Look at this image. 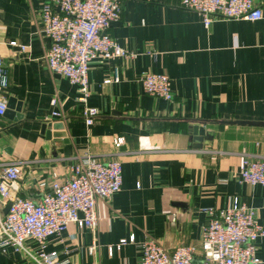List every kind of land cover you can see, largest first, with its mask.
<instances>
[{"label": "crops", "instance_id": "1", "mask_svg": "<svg viewBox=\"0 0 264 264\" xmlns=\"http://www.w3.org/2000/svg\"><path fill=\"white\" fill-rule=\"evenodd\" d=\"M120 1L121 18L108 32L134 57L93 60L90 92L82 102L78 86L47 65L52 41L43 33L41 13L48 0H0V58L10 78L2 95L20 108L0 117V157L23 163L15 196L32 200L68 180L87 156L121 161L122 190L98 201L96 230L71 224L47 239L45 252L61 261L140 264L148 240L169 252L195 246L201 260L206 210L225 208L237 197L264 228V187L240 178L245 158L264 160V19H221L207 27L182 0ZM115 70L120 81L104 84ZM146 73L171 78L172 101L145 92ZM86 107L99 112L91 126ZM56 124L63 130L55 131ZM194 126L205 135L195 137ZM7 206L0 204V217ZM132 236L134 243L118 248ZM26 246L32 254L40 250L33 240ZM257 256L264 264V237ZM0 264L36 263L10 247L0 251Z\"/></svg>", "mask_w": 264, "mask_h": 264}, {"label": "built area", "instance_id": "2", "mask_svg": "<svg viewBox=\"0 0 264 264\" xmlns=\"http://www.w3.org/2000/svg\"><path fill=\"white\" fill-rule=\"evenodd\" d=\"M184 9L198 12L209 27L216 20H245L256 22L264 19V2L255 0H182ZM120 0H48L41 19L43 33L52 41L46 54L50 71L78 86L85 102L90 92V63L97 59H132L134 54L122 48L109 34L113 22L120 20ZM11 46L26 51V47L12 42ZM9 72L0 58V117L6 115L8 100L2 95L9 86ZM119 73L104 84L118 83ZM145 92L154 98L173 100L172 80L166 74L146 73L142 77ZM59 101L53 99V107ZM55 117L65 115L54 112ZM99 115L96 108L84 109L86 124L91 126ZM122 140L115 142L121 145ZM22 164L6 162L0 157V204H10L6 216L0 217V251L13 248L32 258L36 264H72L61 261L55 252H45L47 239L61 235L71 224L81 229L96 230L99 224L97 203L110 200L121 192L123 186L122 163L119 160L103 162L87 156L72 169L68 180L56 184L39 200L15 196V188L22 175ZM240 178L252 186L264 187V160L245 158ZM41 188L45 184L40 185ZM208 222L203 226L201 251L197 259L195 246H181L173 252L159 242L148 240L142 245L140 264H263L257 256L258 242L264 237V228L257 222L256 211L242 204L239 198H230L227 206L208 209ZM33 240L40 250L32 254L26 242ZM135 237L122 240L118 248L134 243ZM94 243L89 253L94 255ZM113 246L109 247L110 255Z\"/></svg>", "mask_w": 264, "mask_h": 264}, {"label": "water", "instance_id": "3", "mask_svg": "<svg viewBox=\"0 0 264 264\" xmlns=\"http://www.w3.org/2000/svg\"><path fill=\"white\" fill-rule=\"evenodd\" d=\"M20 110V108L16 107L12 101L8 102V110L6 112V115H9V116H13L14 113L18 112ZM18 117H21V116H18ZM54 129L55 131H60L61 129L63 130V125H58L56 124L54 126ZM192 134L195 136V137H201V136H204L205 135V130L202 128V127H199V126H194L192 128ZM62 133V134H60ZM55 137H64L65 134L64 132H56V134H53ZM48 137H51V132L48 133ZM10 209V204H8V206L6 207V210L5 212L8 213Z\"/></svg>", "mask_w": 264, "mask_h": 264}]
</instances>
